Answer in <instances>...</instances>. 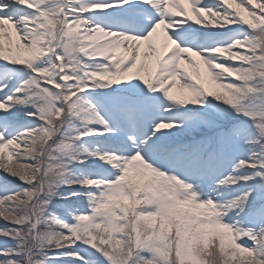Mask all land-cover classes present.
<instances>
[{"label": "snow or ice", "instance_id": "snow-or-ice-1", "mask_svg": "<svg viewBox=\"0 0 264 264\" xmlns=\"http://www.w3.org/2000/svg\"><path fill=\"white\" fill-rule=\"evenodd\" d=\"M0 264H264V0H0Z\"/></svg>", "mask_w": 264, "mask_h": 264}, {"label": "rangeland", "instance_id": "rangeland-1", "mask_svg": "<svg viewBox=\"0 0 264 264\" xmlns=\"http://www.w3.org/2000/svg\"><path fill=\"white\" fill-rule=\"evenodd\" d=\"M0 175H3V173H0ZM3 222L2 221H0V224H2Z\"/></svg>", "mask_w": 264, "mask_h": 264}]
</instances>
